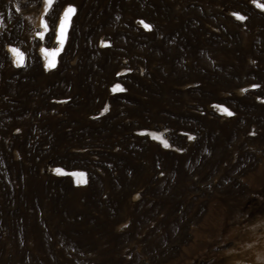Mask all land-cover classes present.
Here are the masks:
<instances>
[{"label": "rangeland", "instance_id": "obj_1", "mask_svg": "<svg viewBox=\"0 0 264 264\" xmlns=\"http://www.w3.org/2000/svg\"><path fill=\"white\" fill-rule=\"evenodd\" d=\"M43 1L0 0V264H264V0Z\"/></svg>", "mask_w": 264, "mask_h": 264}, {"label": "snow or ice", "instance_id": "obj_2", "mask_svg": "<svg viewBox=\"0 0 264 264\" xmlns=\"http://www.w3.org/2000/svg\"><path fill=\"white\" fill-rule=\"evenodd\" d=\"M45 3L48 5V6H51L52 3H53V0H45ZM255 6L257 8H259L260 10L264 11V4H261L259 2H257L255 4ZM47 11V9H46ZM75 12V9L73 8H68L67 10H65L64 12V15H63V18L61 19L60 21V25H59V30L57 31L56 33V39H57V43L60 45V48L56 49L55 51H46L44 48H41V52L45 55V57L47 58V62L45 64V68L46 70L47 69H50V68H55L56 66V56L59 55V51L60 49L63 48V44H64V41H65V38H66V32H67V26H68V21L70 19V16L72 14H74ZM237 19L239 20H243L244 17H241V16H237L236 17ZM43 23V22H42ZM139 23L142 24V26L146 29V30H150V26L147 25V24H144L143 21H140ZM45 30L47 31V28H48V25L44 24L43 25ZM41 39H43V35L40 36ZM106 46V45H105ZM9 51L13 54L14 56V64L17 66V67H22L24 65V56L23 54L18 50V49H15V48H12V49H9ZM112 91L115 93V92H122L124 91V89H122L119 85H117L116 87H114L112 89ZM104 112H107L108 111V107L106 106L103 110ZM222 111H225L227 115L231 116L232 113L231 112H227L226 110H222ZM101 115H103V113H101ZM153 139L155 140H158L160 141L163 146L165 148H168L169 145L166 141L162 140L160 136H153ZM58 174H61L63 175L64 173L61 172V170L57 169L56 170ZM72 176H74L76 178V182L78 184H83L85 183V180H84V174L83 173H71Z\"/></svg>", "mask_w": 264, "mask_h": 264}, {"label": "bare ground", "instance_id": "obj_3", "mask_svg": "<svg viewBox=\"0 0 264 264\" xmlns=\"http://www.w3.org/2000/svg\"><path fill=\"white\" fill-rule=\"evenodd\" d=\"M68 8H72L71 6H64L61 10H60V12L58 13V15H57V17H56V23L55 24H53V29L52 30H50V28H49V26H48V28H47V31L45 30V28H44V24H46V22L41 18V17H38V19H37V29H38V32L35 34V38L37 39V40H39L41 43H44L45 42V40H48V38H50L49 36H50V34H51V43L49 44V45H46V44H44V45H40L39 47H38V50H37V55H38V57H39V60H40V65H41V67H42V69L43 70H45V71H52L53 69H55V68H50V69H47L46 70V68H45V64H46V62H47V58L45 57V55L41 52V48H44L46 51H49V52H51V51H55L56 49H58V48H60V45L57 43V39H56V33H57V31L59 30V25H60V21H61V19L63 18V15H64V12H65V10H67ZM46 9H47V11H48V9H49V6L45 3V0L43 1V10H42V15H45V13L47 12L46 11ZM73 15L74 14H72L71 16H70V19H69V21H68V26H67V32H68V30H69V27H70V24H71V20H72V17H73ZM238 15H233V18L237 21L238 19L236 18ZM43 22V23H42ZM145 24V23H144ZM47 25V24H46ZM140 27L142 28V29H144L145 31H148V30H146L143 26H142V24L140 23ZM67 32H66V38H67ZM41 35H43V39H41L40 38V36ZM66 38H65V41H66ZM65 41H64V44H65ZM64 44H63V48H64ZM46 45V46H45ZM12 48H15V47H11V46H5L4 47V50L6 51V53L8 54V56H9V59H10V63H11V65L13 66V67H15V68H20V67H17L15 64H14V56H13V54L9 51V49H12ZM63 48L62 49H60V51H59V55L61 54V52H62V50H63ZM16 49V48H15ZM59 55H57L56 56V58H55V60H56V65H57V61H58V57H59ZM56 67V66H55ZM118 84H114V85H112V87H111V93L112 94H117V93H119V92H113L112 91V89L114 88V87H116ZM216 110H218L219 112H225V111H222V110H226L225 108H223V107H220V106H218L217 108H216ZM227 111V110H226ZM104 111H102V113H103ZM228 112V111H227ZM55 172L57 173V171L55 170ZM71 173H83V172H68V173H65V174H63V175H66V176H68V177H70L71 179H72V181H73V183H74V185H79L77 182H76V178L74 177V176H72L71 175ZM84 174V173H83ZM84 180H85V174H84ZM84 184V183H83Z\"/></svg>", "mask_w": 264, "mask_h": 264}, {"label": "water", "instance_id": "obj_4", "mask_svg": "<svg viewBox=\"0 0 264 264\" xmlns=\"http://www.w3.org/2000/svg\"><path fill=\"white\" fill-rule=\"evenodd\" d=\"M56 23V19L53 21V24H55Z\"/></svg>", "mask_w": 264, "mask_h": 264}]
</instances>
